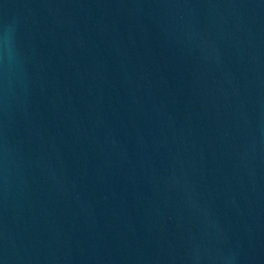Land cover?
Wrapping results in <instances>:
<instances>
[{"label":"water","instance_id":"water-1","mask_svg":"<svg viewBox=\"0 0 264 264\" xmlns=\"http://www.w3.org/2000/svg\"><path fill=\"white\" fill-rule=\"evenodd\" d=\"M0 264H264V0H0Z\"/></svg>","mask_w":264,"mask_h":264}]
</instances>
